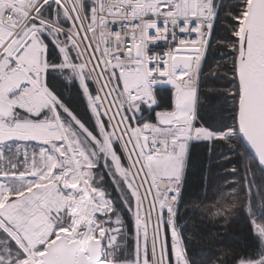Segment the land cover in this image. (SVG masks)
Wrapping results in <instances>:
<instances>
[{"label": "snow or ice", "instance_id": "snow-or-ice-1", "mask_svg": "<svg viewBox=\"0 0 264 264\" xmlns=\"http://www.w3.org/2000/svg\"><path fill=\"white\" fill-rule=\"evenodd\" d=\"M91 2V0H89ZM39 7H29L27 12H42L44 7L61 6V0H40ZM13 0L12 7H15ZM146 11L137 5V0H126L119 11L125 15L131 14V25L124 32H116L115 37L105 40V47L101 51L94 46L89 31H95L92 24L95 20L105 21L104 5L96 16V7L85 5L84 21L81 27L92 57L97 65L105 63L111 65L109 80H115L117 88H123V77L127 71L130 75L138 72L135 67L141 64L144 53H147L148 72L153 78L159 73L160 78L168 83L173 90V99L170 107L161 109L159 100L154 96L150 99L141 98L139 102L132 100L124 108L127 118L128 141L132 145V153L137 161H141V170L145 172V183L150 181V188H155L156 193L162 197L164 203L160 207L158 227L163 234V245L158 257L159 264H180L176 255V239L184 247L185 264H193L190 259V244L185 240L184 233L178 232L180 209L187 200L196 195L195 190L187 186L188 168L192 160L193 150L203 148L207 153V165L202 177L206 190L208 172L212 169V156L217 147V142L225 147L231 146L221 158L232 160L228 165L233 173H240L239 177L233 175L232 180H239L244 185L242 192L247 196L248 208L245 212L247 226L251 234L254 248L252 251L230 250V255L225 257L224 264H264V158L249 144L240 130L242 120L248 116L264 117V30L261 20L264 19V0H245L241 12L235 16L236 28L230 36L228 55L232 59L231 72L225 74L230 77L224 86L205 84L204 90L223 91L234 101L231 111L232 124H226L225 118L220 116L216 108L220 104V97L209 98V117L206 119L199 115V95L202 89L201 75L203 74V61L207 59V45L204 56L200 58L199 66L195 71V101L192 100L191 64L184 65L181 61L169 65L171 57L166 58L168 41L179 56L180 49L176 43L185 32L182 26L181 0H144ZM110 10H115V5ZM89 13L93 15L90 17ZM20 12L9 13L0 8V82H3L8 73L17 74L20 78L14 82L13 87L0 97L3 101V110L0 111V129L8 130V138L0 139V155L7 156L5 149L10 152L13 144L19 147L23 143H39L43 150L48 149V144L22 139L17 133L25 129L47 128L49 131H64L68 119L79 125V120L74 111L63 101L61 94L54 87L53 82L62 86V81L56 79L57 74L63 75L68 71L66 66H61L60 53L63 48L58 46L45 34H40L41 47L38 51V62L35 66L24 64L25 49L29 48L32 39L21 37L18 32L10 29L18 28ZM181 15V22L175 17ZM5 16L8 17L5 20ZM165 17V18H161ZM245 18V26L241 29V18ZM147 21L146 30L140 28V23ZM113 26L117 21H108ZM39 27L40 20L32 18L25 28ZM107 27V23L104 25ZM188 28L193 30L190 40L196 39L195 20L188 21ZM171 29V31H169ZM180 30V35L177 34ZM163 30L164 39L150 40ZM27 35V34H26ZM66 41V33L59 34ZM6 37V38H5ZM109 40L112 46L109 47ZM211 33H209V43ZM163 48L164 50L158 51ZM67 60L71 57L72 50L67 49ZM192 59L195 56L187 53ZM104 57H107L105 61ZM74 60V57H73ZM103 71H107L104 69ZM215 81L216 74H212ZM76 85L74 84L73 87ZM84 94L89 95L92 87L90 82L81 85ZM138 88L128 89V95L137 96ZM142 108H147L151 118L141 124L139 116ZM131 116H128L129 112ZM213 116L217 117L214 123ZM135 120V124L133 121ZM86 127V126H85ZM67 136L57 139L54 150H61ZM247 148V153L240 145ZM114 150L119 153V149ZM246 157L247 160H246ZM0 168V264H56V258L65 251L90 255L87 244L97 241L99 250L98 264H151L155 249L159 244L158 233L154 231L152 244H149L147 233L143 236V253L141 256V237L135 226L128 228L119 214L110 196H105L111 204L107 212H89L85 204L79 208L73 204L64 207L54 206L51 201L56 197L68 198L72 201L81 199L82 192L73 193L71 169L66 166L53 168L46 173L43 168L35 171L27 170L19 161L24 156L17 155V163ZM119 160L123 157L118 156ZM2 163V161H0ZM247 163V167H244ZM35 168V158H33ZM201 168L205 169L204 161ZM14 180H21V184L13 186ZM59 181V183H57ZM79 187V185H76ZM150 194V193H149ZM135 195V193H133ZM99 208L97 201L93 200ZM127 203V201H122ZM107 207V205H105ZM132 207L128 204V208ZM83 217V218H82ZM17 220L20 222L18 223ZM115 236V243L112 237ZM123 236V240H122ZM128 237H131L129 239ZM131 246V256L127 254ZM216 264H220L219 257H214ZM74 264H80L79 260Z\"/></svg>", "mask_w": 264, "mask_h": 264}, {"label": "trees", "instance_id": "trees-1", "mask_svg": "<svg viewBox=\"0 0 264 264\" xmlns=\"http://www.w3.org/2000/svg\"><path fill=\"white\" fill-rule=\"evenodd\" d=\"M87 2L88 0H83V11H85V5L93 6ZM244 2L245 0H214L211 42L208 43L207 59L203 61V74L201 75L202 89L199 95V115L207 119L209 117V98L219 96L220 104L217 106L216 111L225 118V123L229 125L232 124L231 111L234 101L227 97L223 91L204 90V85L211 84L215 89V86L222 87L226 85L230 79L225 74L231 72L232 59L228 55L230 45L224 43V41L232 39L230 33L239 30L236 28L235 16L240 14ZM53 7L60 9L55 5L51 8L44 7L39 15L46 20H51V14L54 12ZM60 61L62 62L61 55ZM212 74H216L215 81L212 79ZM56 79L62 81V86L55 81L53 84L61 94L64 103L83 122L81 126L90 134L95 135L97 132L96 126L78 82L59 74H57ZM74 84L75 87H73ZM153 94L159 100L161 109L171 106L173 98L169 89L157 88ZM141 111L142 115L139 116V119L147 120L151 118L149 110L142 108ZM213 121L214 123L217 121L216 116H213ZM230 147V145L225 147L217 142V147L212 156L213 166L211 171L208 172L206 190L202 177L206 170L207 153H204L203 148L193 150L192 160L188 168L187 186L195 190L196 195L189 198L181 207V223L177 226L178 232L182 231L185 240L190 244L189 253L193 264H216L214 257H219L220 264H224L225 257L230 255V250L249 252L254 248L247 226L248 217L245 216L248 204L247 196L242 192L244 185L238 179H229L233 175L239 177L240 173H233L229 170L228 165L233 162L232 160L221 158L222 154H226L230 150ZM240 147L244 148V145L241 144ZM244 151L247 153L246 148H244ZM117 154L122 157L120 151ZM202 160L205 169L201 168ZM244 167H247V163ZM97 174V178H94V186L102 188L106 195L110 196L117 209V219H119V214H123L125 225L132 228L133 222L129 210L122 203L115 184L106 173L100 171ZM128 238L131 239V237ZM180 249L184 259V247L181 243ZM128 250L131 253V246Z\"/></svg>", "mask_w": 264, "mask_h": 264}, {"label": "rangeland", "instance_id": "rangeland-1", "mask_svg": "<svg viewBox=\"0 0 264 264\" xmlns=\"http://www.w3.org/2000/svg\"><path fill=\"white\" fill-rule=\"evenodd\" d=\"M96 1L97 0H91V2H89L88 0L87 3L89 5H95ZM53 11L54 12L51 14V20H46L44 17L39 15V12H36L35 15L30 18V20L32 18L39 19V27H32L31 25H29L27 28L24 27L21 31L22 33H20V36L32 28L35 30V33L38 35L39 39L40 34H45L50 39H52L54 43L63 48V51L60 53L62 59L61 66H66L68 68V71L63 75L70 80H75L78 82L91 116L94 120L97 132L95 135H92L81 125L68 119L67 123L65 124V129H67L66 132L49 131L47 128H34L25 129L17 133L21 134L20 137L22 139L29 141L35 140L48 144L47 150H43L39 143H23L19 147L13 144L11 151L9 152L6 148L5 152L7 153V156L11 157V163H17V155L24 156L25 159L19 161V163L29 171H35L36 168H43L46 173H50L53 168H62L66 166L67 168L71 169L72 176L79 175L80 179H87L92 189H100L102 193L100 194L101 196L99 195L98 197H96L97 194H90L88 196L86 208L89 212H107L111 210V204L105 198L106 192L102 188L95 187L93 184L94 178H97L98 176V172L102 171L103 173H106L109 176V179L115 184L116 189H118V193L120 194L122 201H127V203H124L126 207L128 208V204L132 205V207L130 209L128 208V210L133 222V226L136 227L138 234L141 237L140 248L142 256L143 236L146 232L147 239L151 245L153 241L154 230H152V221L150 219V214L146 209L147 202L144 197L140 181L137 179L136 174L127 159V156L124 153L123 147L120 144L117 129L112 120L109 109L100 95L98 86L95 82V77L90 69L74 24L72 23L69 16H67L66 13L60 9L53 7ZM89 16L91 17L92 13H89ZM82 23L86 27L88 26L87 22L84 21V11ZM78 25L81 27V23ZM61 33L67 34L68 39L66 41L62 36L59 40L56 39V37ZM69 47L72 50V54L71 57L65 60V57L68 56L67 49ZM24 64L30 67V63L26 62ZM14 76H17V74L8 73L5 76L3 82H0V97H3L7 91L13 87L10 80L13 81ZM85 82H90L92 85L89 95H85V90L81 87V85ZM144 121L145 120L140 119L141 124H143ZM133 123L135 124V120ZM28 130L33 131L27 132ZM8 135L9 133L7 134L6 138H8ZM65 135L67 136V139L64 142L63 149L54 150L56 140ZM114 146L115 149L118 148L120 150V153L124 158L122 161L118 159L119 155L114 150ZM7 156L0 155V161H2V163H0V168L10 166V161ZM33 158H35V168L33 167ZM12 183L15 187L17 184H21L22 181L14 180ZM57 183H59V181H57ZM75 189H77L78 192H76ZM72 191L73 193L82 192L76 185L72 186ZM133 193H135V195H133ZM83 198L84 193L82 194L81 199L77 201H72L66 197H56L51 201V203L58 207H64L69 204L75 205L77 202L85 204L83 203ZM93 200L97 201V204L100 205L99 208L96 204L92 203ZM155 200L159 215L161 198L157 197L156 195ZM105 205H107V207H105ZM83 211H85L84 208H82V212ZM17 222L19 223L20 221L17 220ZM155 232L158 233L157 230ZM160 233L161 240L159 239V244L155 249V254L153 255L151 264H159L158 257L160 255V248L163 245L162 231H160ZM111 242L115 243V236L112 237ZM175 242L176 255L180 260V264H185L181 254L178 238ZM261 242L264 243L263 238ZM127 254L131 256L132 253H130L128 250ZM109 264H111V257H109ZM129 264H135V261H129Z\"/></svg>", "mask_w": 264, "mask_h": 264}, {"label": "built area", "instance_id": "built-area-1", "mask_svg": "<svg viewBox=\"0 0 264 264\" xmlns=\"http://www.w3.org/2000/svg\"><path fill=\"white\" fill-rule=\"evenodd\" d=\"M10 2V4L8 3ZM13 0H0V8L6 9L9 13L11 12H20L18 19H20V25L18 28H12L10 31L22 33L21 31L25 27V25L30 21V18L35 15L36 12H32V16H28L27 12L31 11V7H39L40 0H14L15 7H12ZM126 3V0H97L95 7H96V16L100 15L101 12V4L104 5V15L106 17L105 21L95 20L92 28L95 31L88 32V38L91 39L92 44L94 46H98L99 49L102 51L105 47V40H108L109 37H115L116 32H124L129 29L131 25V14L125 15L119 11L120 7ZM182 8H181V15L183 16L182 26L185 29V32L179 39H177L176 43L180 49V55H177L176 50L171 47L172 41H168V47L166 49V58L171 57L169 60V65H173L175 59H187L188 64H191V89L192 91V100L194 102L195 97V71L196 68L199 66L200 58L204 55L205 46H208L209 43V33L212 31L213 19H214V0H181ZM115 5V10H110L111 6ZM137 5L141 6L142 11H146V6H144V0H137ZM60 9L66 13L67 16L71 19L72 23L74 24L75 29L78 32V36L80 42L82 44L84 53L86 55L87 61L89 63L90 69L95 77V82L98 86L100 95L107 105L112 120L115 124L117 129L118 137L120 144L123 147L124 153L127 156L128 161L136 174L137 179H139L144 197L147 202L146 209L150 214V219L152 221V230L158 231L159 239L161 240V233L158 227L159 222V215L158 209L156 205V195L160 197L155 188H150V181L145 183V172L141 170V161H137V158L132 153V145L128 141V134L125 132L127 129V118L124 114V108L128 106V104L132 100H136L137 102L140 101L141 98L143 99H150L154 96L153 92L157 88H164L169 89L172 94L173 98V90L168 85V83L160 78L159 73H157L156 77L153 78L152 75L148 72V65H147V53L145 52L142 57V63L136 65L139 69L138 72H133L131 75L126 71L123 77V88H117L115 80H109L111 76V65L110 64H103L97 65L95 62V58L92 57L91 50L88 47L87 40L84 37V32L82 27L78 24L81 23L83 19V0H61ZM181 15H177L175 19L178 22H181ZM162 19L165 17H161ZM8 17L5 16V20ZM194 19L195 20V34L196 39L190 40L189 37L193 34V30L188 28V21ZM115 20L117 23L113 26L108 21ZM105 23H107V27H105ZM148 26L147 21H142L140 23V28L146 30ZM81 29H80V28ZM84 27H86L84 25ZM34 29H30L26 33H24L21 37L27 39L28 32H33ZM171 31V29H169ZM37 37L38 35L33 32ZM27 34V35H26ZM178 36L180 35V30L177 29ZM95 35V37H94ZM6 38V37H5ZM39 38V37H38ZM164 39V32L161 30L158 35L154 38V40H150L149 43H154L155 40ZM40 40V39H39ZM109 47L112 46V40H109ZM171 49V50H169ZM164 50L163 48L158 49V51ZM187 53H191L192 56L196 57L195 61H192L191 57L187 55ZM105 61L107 57H104ZM107 69V71H103ZM20 77L14 76L13 81L10 80L11 85H14V82L18 80ZM125 79L129 80L133 85H127ZM136 83V84H135ZM10 85V84H9ZM136 87L139 90L137 96H130L128 95V89ZM119 100V101H118ZM148 110L147 108H145ZM129 116L132 115L130 111L128 113ZM8 131L5 129L0 130V139H7ZM20 135V134H19ZM79 176V175H78ZM80 178V176H79ZM78 183V184H77ZM80 184V185H79ZM75 185H79V189L84 193V198L86 196L97 194L98 197L101 193L100 189H92L90 183L87 179H80ZM74 185V186H75ZM150 193V194H149ZM101 196V195H100ZM161 198V205L164 203L162 197Z\"/></svg>", "mask_w": 264, "mask_h": 264}, {"label": "water", "instance_id": "water-1", "mask_svg": "<svg viewBox=\"0 0 264 264\" xmlns=\"http://www.w3.org/2000/svg\"><path fill=\"white\" fill-rule=\"evenodd\" d=\"M244 21L245 18L242 19L241 29L245 26ZM261 28L264 30V19L261 20ZM177 60L181 61L184 65H188L187 59H175L174 64ZM3 107V101L0 100V111L3 110ZM240 130L243 132L245 140L259 152L261 158H264V117L248 116L244 118ZM75 191L78 192L77 189ZM87 247L90 252L87 258L82 254L65 251L56 258V264H74L76 260H79L80 264H98L99 255L102 254L99 250L98 242L89 241Z\"/></svg>", "mask_w": 264, "mask_h": 264}, {"label": "bare ground", "instance_id": "bare-ground-1", "mask_svg": "<svg viewBox=\"0 0 264 264\" xmlns=\"http://www.w3.org/2000/svg\"><path fill=\"white\" fill-rule=\"evenodd\" d=\"M8 3L10 4V2H8ZM31 36H35V38L32 39V43L29 45V48L25 49V55H24L23 61H22L23 63H26V62L30 63V67L35 66L37 64L38 59H39L38 51L41 47V44L38 43V41H40L39 38L33 32H28L27 38H30ZM169 50H171V49H169ZM125 81H126L127 85H133V82L131 83L129 80L125 79ZM31 131H33V130H28L27 132H31ZM17 135H19V134H17ZM19 136H21V134ZM1 137L3 138V136H1ZM72 179L75 180V182H78L80 180L78 175H75V176L73 175ZM87 201H88V196L83 198V203H85V205L87 204ZM80 204H82V203L77 202L75 204V206L79 208ZM79 211L82 212V208H79Z\"/></svg>", "mask_w": 264, "mask_h": 264}]
</instances>
